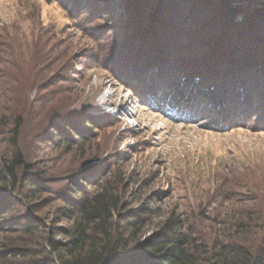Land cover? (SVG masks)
Segmentation results:
<instances>
[{"label": "trees", "instance_id": "trees-1", "mask_svg": "<svg viewBox=\"0 0 264 264\" xmlns=\"http://www.w3.org/2000/svg\"><path fill=\"white\" fill-rule=\"evenodd\" d=\"M61 1L72 15L114 18L116 72L148 83L144 96L172 118L222 127L264 114V0ZM82 113L50 111L39 141L92 150L101 128L91 116L80 125ZM23 125L19 114L12 149L0 154V264H264V207L260 224L236 213L215 236L174 216L142 236L160 211L155 198L128 199L135 180L128 183L119 167L124 152L55 174L20 146Z\"/></svg>", "mask_w": 264, "mask_h": 264}, {"label": "rangeland", "instance_id": "rangeland-1", "mask_svg": "<svg viewBox=\"0 0 264 264\" xmlns=\"http://www.w3.org/2000/svg\"><path fill=\"white\" fill-rule=\"evenodd\" d=\"M102 17L72 15L61 0H0V154L12 149V128L22 114L20 146L52 173L80 171L93 155H127L119 167L128 183L135 180L128 199L155 198L160 211L142 236L169 216L204 226L211 236L239 219L236 213L260 224L264 114L222 127L172 118L154 96H144L148 83L116 72L114 18ZM106 24L108 30H96ZM56 73H69L70 80L52 86L47 79ZM53 110L83 111L80 125L97 117L101 131L93 149L68 152L42 144V123Z\"/></svg>", "mask_w": 264, "mask_h": 264}]
</instances>
